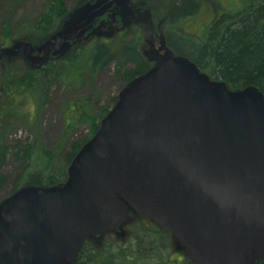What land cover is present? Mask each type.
<instances>
[{"label": "water", "instance_id": "water-1", "mask_svg": "<svg viewBox=\"0 0 264 264\" xmlns=\"http://www.w3.org/2000/svg\"><path fill=\"white\" fill-rule=\"evenodd\" d=\"M106 0L32 55L43 66L108 10ZM39 52V51H38ZM62 184L25 186L0 201V264H73L88 238L136 213L173 235L195 264H264V96L230 90L180 55L127 82Z\"/></svg>", "mask_w": 264, "mask_h": 264}, {"label": "trees", "instance_id": "trees-1", "mask_svg": "<svg viewBox=\"0 0 264 264\" xmlns=\"http://www.w3.org/2000/svg\"><path fill=\"white\" fill-rule=\"evenodd\" d=\"M241 1L239 8L217 14L202 37H192L178 36L175 29L179 21L194 14L198 0H174L163 20L162 37L172 54L188 58L212 80L224 82L230 90L254 86L264 96V0ZM67 11L66 0H49L32 22L19 25L18 36L33 41L37 34L51 33ZM2 30L0 47L12 37V28L6 22ZM124 30L125 36L131 33V27ZM171 36L178 45L170 41ZM78 49L81 48L73 50L70 62L49 59L41 67L27 62L13 66L1 55L0 201L25 186L62 184L71 160L95 134L101 119L117 99L112 100L110 107H99L98 110H93L85 99L70 103L73 119L66 122L58 141L50 149L37 139L15 140L13 144L6 141L5 126L11 118L21 117L18 104L23 94L33 96L39 109L47 103L49 87L54 80L77 84L87 74L93 75L113 66L120 70L130 64L131 67L121 75L124 86L152 65L142 54L140 39L136 37L117 46L97 41L84 50ZM79 123L88 126L87 135L70 139V129ZM8 159L14 165L12 172L7 171ZM6 187H9V192L2 197L1 192ZM169 236L166 230L151 222L135 227L127 243L113 249L105 246L100 250L86 241L73 264H195L183 258V253L178 250H175L176 254L169 253Z\"/></svg>", "mask_w": 264, "mask_h": 264}, {"label": "rangeland", "instance_id": "rangeland-1", "mask_svg": "<svg viewBox=\"0 0 264 264\" xmlns=\"http://www.w3.org/2000/svg\"><path fill=\"white\" fill-rule=\"evenodd\" d=\"M49 0H0V37L2 26L6 22L12 28L11 39L5 41L0 47V58L5 59L13 66L24 65L26 61L21 54L18 57H9L5 51L12 49L18 41H28L33 49L32 55H40L42 45L52 39L57 33L67 32L76 23L82 21L89 13V10L100 6L106 0H66L67 14L61 23L49 34H37L35 40L23 39L18 36L21 23L32 22L45 7ZM174 0H130L123 9L108 10L101 17L94 20L90 27L78 33L77 37L64 44L63 48L51 55L57 62H70L73 50H84L88 45L100 41L111 46H117L123 42L136 37L141 42V52L151 63L156 64L172 52L165 45L162 37V24L166 17L168 8ZM242 5L241 0H198L197 10L193 15L179 21L176 24L175 32L180 35L202 37L205 29L210 25L215 16L223 11H233ZM131 27V33L124 35V29ZM171 42L177 40L170 37ZM180 47V46H179ZM180 49V48H179ZM39 51V52H38ZM130 64L120 70L110 67L96 74H87L77 84L63 83L61 80H54L49 87L48 101L44 106H36L35 99L28 93L19 98L18 109L20 118H11L6 124V141L12 143L15 140L32 141L37 139L44 147L50 148L55 145L63 128L68 121H72L73 112L70 111V103L74 101L87 100L93 110L99 107H110L112 100L117 97L123 86L121 75L124 70L129 69ZM0 65V72H1ZM3 98L0 96V103ZM68 131V130H67ZM88 126L79 123L74 124L68 136L70 139L84 137L88 133ZM61 161V157L58 158ZM14 165L8 159L7 171L12 172ZM9 187L1 192L6 196ZM151 222L145 217L136 213H130L125 223L117 230L106 232L97 238H88L92 245L102 250L105 246L112 249L118 245H125L130 239L135 227L149 225ZM171 235V234H170ZM169 253L176 254L175 250L184 252L177 239L171 235ZM126 240V241H125Z\"/></svg>", "mask_w": 264, "mask_h": 264}]
</instances>
